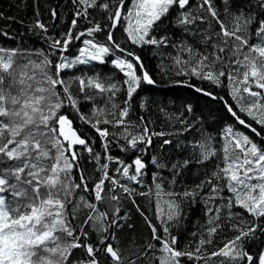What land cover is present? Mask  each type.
Wrapping results in <instances>:
<instances>
[{
    "label": "snow or ice",
    "instance_id": "snow-or-ice-1",
    "mask_svg": "<svg viewBox=\"0 0 264 264\" xmlns=\"http://www.w3.org/2000/svg\"><path fill=\"white\" fill-rule=\"evenodd\" d=\"M126 2L131 5L127 10ZM224 2L227 4L228 0ZM73 3L77 10L73 14L70 29L64 33L63 42L52 39L51 47L63 52L73 40L85 36L91 39L82 41L84 47L75 58L61 57V62L55 65V71L51 70L52 61L43 52L35 53L42 59L33 60L19 49L0 48V264H69V257L76 248H84L88 257L77 264H100V252L112 264H124L119 247H114L111 242L115 236L110 229L123 227L120 221L126 219V214L120 216L119 207L113 204L110 219L108 211L101 206L119 201L117 188L131 196L134 190L120 183L117 176L139 185L147 165L141 156H136L131 163L113 158L107 155L108 144L103 143L106 162L100 165L102 175L92 182L90 188L87 178L80 171L77 183L76 177L72 175L73 169L79 170L81 151L91 155L93 147L74 126L70 115L62 109H75L77 118L106 140L110 133L106 127L101 128L99 125H124L128 108H122L120 119L115 121L108 120L102 109H93L90 116L85 115L80 112L79 103L70 92V85L60 78L62 70L77 64L103 63L106 55L115 56V52L119 51L121 57L111 62L125 76V104L131 101L142 80L154 84L148 72L143 70L140 57L113 39L112 31L122 21L126 22L124 31L133 45L174 47L178 55L173 57L172 71L176 75L195 76L216 86L226 80L236 109L223 97L219 99L230 115L239 125L250 129L257 136L260 132L247 121H253L264 129V0H255V4H249L247 13L242 10L239 14H230L231 18L226 20L220 19L212 6V0H202L199 9L208 13L219 26V31L199 29L198 23H205L207 18L189 10L190 0H111V3L73 0ZM96 8L107 12V19L111 21L107 44L95 41V34L103 31L99 23L73 35L78 20L84 19L91 23L89 9ZM172 10L177 13L174 18L169 16ZM51 15L56 17L55 9ZM168 23L179 28L182 37H199L197 42L204 46V51L194 48L186 38L177 42L168 34L157 37L156 33ZM34 27L47 32L45 24L39 19ZM253 32L255 43L251 42ZM138 67L141 69L140 74H137ZM77 79L81 91L91 87L101 93H110L111 98L120 90L116 84L105 85L94 78H88L87 82L82 78ZM58 87L61 91L57 90ZM194 90L212 96V93L199 87ZM113 107L117 106L114 104ZM187 111H192L190 105ZM238 113L245 118H241ZM154 135L166 134L150 132L147 126L140 135H131L127 128L124 129V138L132 149L143 144V151H146ZM225 141L221 156H217L216 150L205 142L192 145L193 150L199 149L198 163L217 157L223 165L217 164L216 170L197 184L194 190L164 192L163 186L156 183V209L160 224H152L147 217L145 220L157 244H149L143 253L130 259L128 264H136L138 259L147 257L148 252L153 250L154 264H181L182 258H187L193 264H199L200 261L208 264L209 260L217 257L221 258L217 264H264V251L252 255L242 243L246 238H251L258 227L264 231L259 223L260 218H264V149L244 132L234 130L231 126L225 129ZM163 143L170 144L171 141L164 140ZM94 159L99 164V153ZM112 161L117 164L114 170L116 175L109 176L108 167ZM152 163H157L155 157ZM188 163L185 160L182 165H173V184L174 177ZM153 179H158V174H154ZM106 182L110 185V196L105 194ZM206 185L210 186L207 192L204 191ZM80 189L90 194L88 199L83 195L75 198V193ZM225 190L229 193L227 197L223 195ZM176 196L193 200L200 196L206 205L204 231L207 239L201 237L195 248L187 251L177 247V237L171 234L169 228V223L178 222L181 215ZM217 200L221 203L217 204ZM234 206L248 213L252 221H246L240 213H236L233 227L238 234L222 248L207 252L205 245L212 243V237L220 227L218 221L222 209L227 207L228 217L232 219L234 214L231 210ZM81 208L86 210V217L82 224H76L74 221ZM89 226L99 235L95 245L88 240V233L84 231ZM158 227L162 229V234H157ZM192 235L196 236V233Z\"/></svg>",
    "mask_w": 264,
    "mask_h": 264
},
{
    "label": "trees",
    "instance_id": "trees-1",
    "mask_svg": "<svg viewBox=\"0 0 264 264\" xmlns=\"http://www.w3.org/2000/svg\"><path fill=\"white\" fill-rule=\"evenodd\" d=\"M100 2L111 3V0H100ZM201 2L202 0H190L189 9L194 14L207 18L205 23H198L199 29L210 28L212 31H219V26L208 13L199 9ZM249 4H255V0H228L227 4L224 0H212V6L216 9L221 20L230 19V14H239L242 10L247 13L250 10ZM130 6V2H126L125 10ZM53 9L57 13L56 17L51 15ZM76 10L77 6L73 3V0H0V48L6 50L19 49L26 52L33 60L42 59V57L36 56L35 53L43 52L52 61L51 70L55 71V65L61 62V57L75 58L79 54V50L84 47L82 41L91 39V37L85 36L80 40H73L67 50L63 52L51 47L52 39H60L63 42L64 33L69 31ZM89 14L91 23L84 19L78 20L73 35L78 31L91 27L92 24L99 23L103 31L95 34V41L100 44H107V31L111 24V21L107 19L108 13L96 8L89 9ZM176 14V11L172 10L169 16L174 18ZM37 19L45 24L47 32L34 27ZM125 27V21L118 24L112 31L113 39L121 47L134 52L136 56L140 57L143 70L148 72L155 81L154 84H148L142 80L131 101L125 104V76L111 62L116 57H121L119 51L115 52V56L106 55L103 63L77 64L75 67L62 70L60 78H63L70 85V92L77 99L80 112L85 115L90 116L93 109H102L108 120L115 121L120 119V110L125 107L128 108V116L124 118V125H116L115 123L99 125L101 128L106 127L110 133L106 140L101 138L83 120L78 119L75 109L70 107L62 109L63 112L70 115V118L74 120V126L86 136L93 147L91 155L86 151H81L79 170L74 168L72 172L77 183H79L80 171L87 178L90 188L92 182L98 180L102 175L100 165L106 162L103 143L108 144L107 155L118 158L125 163H131L136 156H141L147 165L144 169L145 175L140 177L141 184L139 185L117 176L120 183L127 184L128 187L134 190L131 196L117 188L116 194L120 197L119 201L101 206L108 211L110 219L113 204L119 207L120 216L126 214V219L120 221L123 227L110 229V232L115 236V240L111 241L113 246L119 247L124 256V264H128L130 259L143 253L149 244H157L156 241H153L151 229L145 220V217H147L152 224L157 226L160 224V219H158L156 213V183L163 186L164 192L183 193L186 189L194 190L197 184L216 170L217 164H221V160L217 157H212L204 163H198L199 149L193 150L192 145L194 143L205 142L216 150L217 156H221V149L226 143L225 129L231 126L234 130L244 132L253 142L264 149V129H261L253 121H247L252 123V126L260 132V135L257 136L250 129L239 125L230 115L225 104L219 99L223 97L229 105L233 106L234 110L236 109V102L229 94L226 80L220 86H216L209 81L199 80L195 76L176 75L172 71L173 57L178 55L174 47L171 45L168 47H157L148 44L143 46L133 45L127 38L124 31ZM252 27L255 29V25ZM163 34L170 35L172 40L177 42L181 38H186L194 48H199L201 52L204 51V46L197 42L199 37H182L181 30L172 27L170 23L156 33L157 37ZM251 42H256L254 32ZM180 55L183 54L180 53ZM184 58L187 59V56H184ZM140 72L141 69L138 67L137 74H140ZM77 78L85 79L86 82L88 78H94L105 85L116 84L120 90L111 98L110 93H101L98 89L91 87H85L81 91ZM195 87L212 93V96L195 91ZM57 90L61 91L59 87ZM114 104L117 107L114 108ZM189 105L192 109L191 112L187 111ZM238 114L241 115V118H245L243 114ZM145 126L149 128L150 132H162L166 135L152 136V144L146 151H143L145 148L143 144H138L136 149H132L128 145V140L124 138V129L127 128L131 135H140ZM130 138L131 136H129ZM164 140H170L171 143L164 144ZM97 153L100 155L99 164L94 159ZM153 157L157 161L156 164L152 163ZM185 160L189 163L187 167L180 169V174L174 177L175 183L173 184V165H182ZM159 165H164V167H159ZM221 166L223 165L221 164ZM116 167L115 161L109 162V176L116 175L114 171ZM154 174H158V179H153ZM213 183H216V181L213 180ZM209 187L206 185L204 191L207 192ZM109 188L110 185L106 182L105 194L107 196L112 195ZM140 193L144 194L141 195ZM81 195L88 199L90 194L80 189L75 193V198L78 199ZM223 195L225 197L229 195L227 190L223 192ZM175 198L180 204L181 215L178 222L169 223V228L171 234L177 237V247L187 251L190 248H195L201 237L207 239V234L204 231L207 221L206 205L200 196H197L194 200L183 199L181 196ZM164 199H167V197H164ZM216 203L220 204L221 201L217 200ZM231 211L234 215L232 219H229L227 207L222 209L218 221L220 227L212 237V243L205 245L207 252L210 253L222 248L225 243L238 234L233 227L236 213H240L246 221L251 222L253 219L241 208L234 206ZM85 217L86 210L81 208L77 212V219L74 223L82 224ZM259 223L261 227H264V218H260ZM84 231L88 233V240L95 245L99 239L98 233L90 226L85 227ZM194 232L196 236L192 235ZM157 234H162V229L159 227ZM242 243L244 249L252 255L264 251V231H261L258 227L255 234L251 238H246ZM153 251H149L147 257L138 259L136 264H154L152 260ZM87 259L84 248H76L69 257V264H77V262L86 261ZM220 259L217 257L209 260L208 264H217ZM98 260L100 264H112L103 252L98 253ZM181 264H193V262L188 261L187 258H182ZM199 264H203V261H200Z\"/></svg>",
    "mask_w": 264,
    "mask_h": 264
},
{
    "label": "rangeland",
    "instance_id": "rangeland-1",
    "mask_svg": "<svg viewBox=\"0 0 264 264\" xmlns=\"http://www.w3.org/2000/svg\"><path fill=\"white\" fill-rule=\"evenodd\" d=\"M156 213H157V209H156Z\"/></svg>",
    "mask_w": 264,
    "mask_h": 264
}]
</instances>
